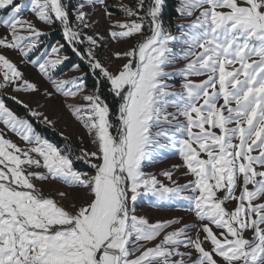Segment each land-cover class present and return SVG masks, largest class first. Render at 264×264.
<instances>
[{
  "label": "snow or ice",
  "instance_id": "6c2138e0",
  "mask_svg": "<svg viewBox=\"0 0 264 264\" xmlns=\"http://www.w3.org/2000/svg\"><path fill=\"white\" fill-rule=\"evenodd\" d=\"M121 7L126 19L112 22L110 37L141 39L114 54L126 62L110 71L97 58L98 34L83 31L91 27L84 3L76 9L75 27L62 0L27 5L38 21H59L72 51L98 73L94 89L82 95L85 103L73 109L95 150L77 154L68 143H51L0 99V122L27 145L0 131V264H264V0H180L177 11L195 18L179 26V36L161 19L164 0H149L146 10L145 0ZM24 10L18 0H0L7 13L0 18L7 29L0 36V88L38 92L4 55L11 49L28 57L44 35L23 18ZM85 43L86 51L80 47ZM63 47L58 43L51 52ZM68 60L37 57L30 63L57 92L76 97L86 88L87 73L59 81L51 76ZM180 62L182 67L166 70ZM177 76L179 91L166 83ZM102 82L117 100L115 111L100 94ZM44 122L52 124L47 117ZM161 138L178 149L185 174L193 177L187 185L168 186L145 174L155 148L165 147ZM78 161L94 174L78 170ZM164 175L172 181L171 172ZM35 180L62 183L87 199L69 211ZM149 194L158 203L188 202L199 221L195 235L187 224L167 231L179 219L150 223L138 217L135 202ZM69 195L58 193L61 200ZM229 202L235 207L229 209Z\"/></svg>",
  "mask_w": 264,
  "mask_h": 264
},
{
  "label": "rangeland",
  "instance_id": "374dc122",
  "mask_svg": "<svg viewBox=\"0 0 264 264\" xmlns=\"http://www.w3.org/2000/svg\"><path fill=\"white\" fill-rule=\"evenodd\" d=\"M18 2L25 5V10L22 16L25 20H31L35 23L36 27L44 33L40 37V42L37 46L29 53L28 57H23L17 50H4V55L7 56L13 63H15L18 69L23 73L24 78L37 85L38 92H24L16 91L14 86L8 85L4 88H0V99L4 101L6 106L14 112L18 117L25 118L32 123L35 130L40 133L43 137L48 139L51 143L58 145L63 148L66 143L70 144L78 154L81 148H85L88 151H94V145L91 142V137L88 135L87 130L83 127L80 121H78L73 115V109L85 102L82 100V95L90 93L98 79V73L93 74L88 67L87 61L77 56L71 48V45L67 44L63 35V26L56 21L52 25H46L38 21L34 14L27 10V5L30 0H18ZM63 3L68 5L71 9L72 20L71 23L75 27L78 22L75 20L76 9L79 8L81 3L85 4L83 9L88 14V23L91 25L89 29H83L86 35L98 34V45L97 58L104 63L110 71H115L117 67L126 62V59L115 57L117 52H125L130 50L136 45L141 39L137 36L128 40H113L109 35V30L113 21L125 20L126 16L121 6L135 7L138 0H104V3H96L94 6L90 0H62ZM149 0H145V10ZM180 7V0H177V9ZM145 10H141L140 14L144 15ZM107 12L112 15L109 17ZM178 17L175 19L174 24L171 27L174 29L173 35H180V25L190 23L195 17H184L177 11ZM198 14V13H196ZM5 11H0V18L6 17ZM145 35H148L149 26L147 23L144 25ZM7 34L6 27L0 22V36ZM99 37H103L102 40ZM59 44H63L64 47L60 49L59 53H52L51 48L56 47ZM82 50L86 51L87 44L80 45ZM180 44L173 45L175 51H180ZM48 53V55H44ZM68 56L69 60L63 64L57 66L55 70L51 72V76L54 80H71L74 77L81 76L82 73H87L85 77L86 88L84 92L78 94L76 97L64 96L63 94L55 90L54 85L44 77L38 66H34L30 63V60L41 57V61L45 59H56L58 57ZM73 65H79V71H73ZM183 66V62L177 63L176 65L166 69L171 72L175 68ZM88 78L91 80V85L88 86ZM0 79V83H2ZM166 83L174 85V90L179 91L181 86L180 77L175 79L167 80ZM172 90V89H170ZM50 93V95H48ZM16 97V99H12ZM22 101L23 103H18ZM24 105H27L26 108ZM29 109L33 112L42 113L43 116L37 117L30 114ZM174 111V109H169ZM44 117L47 120L52 121V124L44 122ZM164 127H168L164 125ZM0 131H3L6 138L12 140L14 143L22 148L27 145L10 130H7L2 122H0ZM160 143L164 144L165 147L161 148L157 146L152 153V158L145 162L144 172L148 176L154 175L158 181L168 186H184L193 179L191 175H186L187 169L183 166V161L179 155V151L173 148L170 142L164 138L160 139ZM75 167L78 170L94 174L87 164L83 162H76ZM38 171H43L38 170ZM165 172L172 173V181L164 175ZM173 181L175 185H173ZM37 188H39L43 194L47 197L57 200L62 206L69 211H74L72 205L75 204L77 207L80 206L83 199H87L83 193L77 194L68 186L58 183L52 180L40 181L35 180ZM61 191L69 192V197L60 199L58 193ZM135 214L138 217L146 218L150 223H156L158 221H171L179 219L181 223L174 224L167 229L172 231L176 228L187 224L191 227L190 234L195 235V228L198 227L199 221L195 217L194 213L189 210L188 202L176 198L168 202L158 203L154 197L149 195H141L135 202ZM229 209L235 207V202H229L227 204ZM215 230V229H214ZM246 236L250 237L251 233H246ZM148 246H152L149 244ZM184 250L183 248L181 249Z\"/></svg>",
  "mask_w": 264,
  "mask_h": 264
},
{
  "label": "trees",
  "instance_id": "16d2710c",
  "mask_svg": "<svg viewBox=\"0 0 264 264\" xmlns=\"http://www.w3.org/2000/svg\"><path fill=\"white\" fill-rule=\"evenodd\" d=\"M176 7H177V0H164V7L162 9L161 19L164 23L165 28L169 29L171 32L174 31V29L171 27V25L174 24L175 19L178 17ZM145 33H146V31L144 30V34ZM90 80L91 79L88 78V82H87L88 86L91 85ZM100 94H101L102 98L109 104V106L112 108V110L115 111V108L117 105V100L111 94L109 87H108L106 82L101 83Z\"/></svg>",
  "mask_w": 264,
  "mask_h": 264
}]
</instances>
